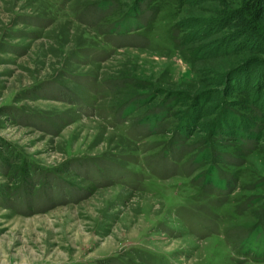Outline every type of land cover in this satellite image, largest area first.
I'll list each match as a JSON object with an SVG mask.
<instances>
[{
  "label": "rangeland",
  "instance_id": "obj_1",
  "mask_svg": "<svg viewBox=\"0 0 264 264\" xmlns=\"http://www.w3.org/2000/svg\"><path fill=\"white\" fill-rule=\"evenodd\" d=\"M0 264H264V0H0Z\"/></svg>",
  "mask_w": 264,
  "mask_h": 264
},
{
  "label": "trees",
  "instance_id": "obj_2",
  "mask_svg": "<svg viewBox=\"0 0 264 264\" xmlns=\"http://www.w3.org/2000/svg\"><path fill=\"white\" fill-rule=\"evenodd\" d=\"M244 32H247L248 31V28H244V30H243ZM241 33H243V32H241Z\"/></svg>",
  "mask_w": 264,
  "mask_h": 264
}]
</instances>
